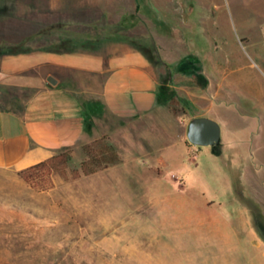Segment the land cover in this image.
Wrapping results in <instances>:
<instances>
[{
    "label": "rangeland",
    "instance_id": "374dc122",
    "mask_svg": "<svg viewBox=\"0 0 264 264\" xmlns=\"http://www.w3.org/2000/svg\"><path fill=\"white\" fill-rule=\"evenodd\" d=\"M61 38L92 43L84 55L144 53L164 101L125 126L114 116L94 120L67 168L49 177L51 189L0 169V264H259L264 0H0V48L30 54ZM172 52L185 54L181 69ZM216 93L231 165L187 138L191 120L207 112L202 98ZM101 141L120 161L75 177L83 146ZM239 231L244 240L233 237ZM235 254L241 262L230 261Z\"/></svg>",
    "mask_w": 264,
    "mask_h": 264
},
{
    "label": "crops",
    "instance_id": "0c3cea01",
    "mask_svg": "<svg viewBox=\"0 0 264 264\" xmlns=\"http://www.w3.org/2000/svg\"><path fill=\"white\" fill-rule=\"evenodd\" d=\"M172 53L170 62H179L177 68L181 69L185 54L178 57ZM50 76L58 81L57 85L48 82ZM156 84L161 83L153 63L135 49L109 58L47 51L0 56V169L21 172L63 149L76 147L90 136L84 101H102L122 126L151 115L161 104L154 90ZM163 84L172 89L170 78ZM202 84L198 82V86ZM202 99L209 101L207 112L197 118L210 116L225 125L221 127V154L215 155L211 147V155L231 165L233 145L228 115L215 104L217 93L210 100ZM130 128L129 132L136 131ZM141 128L146 130L148 126ZM231 189L230 185V192ZM252 233L259 251L258 262L264 264V236ZM233 237L244 240L246 233L234 232ZM235 255L230 256V261L241 262Z\"/></svg>",
    "mask_w": 264,
    "mask_h": 264
},
{
    "label": "trees",
    "instance_id": "16d2710c",
    "mask_svg": "<svg viewBox=\"0 0 264 264\" xmlns=\"http://www.w3.org/2000/svg\"><path fill=\"white\" fill-rule=\"evenodd\" d=\"M61 39L55 41V43L52 44L51 48H44L40 51L67 54L78 53L79 51L92 48V43L90 42L78 39ZM8 53L18 55L22 52L0 48V56L6 55ZM172 99L173 97L171 98V100ZM162 101L164 100H160V102ZM83 105L84 115L86 120H88V131L90 129V134H92V130L94 128V120H103L106 115L112 116L107 107L100 100L84 101ZM221 147V142L213 146V153L215 155H220ZM72 149L73 148L63 149L53 157L19 172V175L33 187H38L41 190L51 189L52 185L50 184L49 177L53 172H62L67 168L69 162L71 161ZM83 149L86 153V158L80 165V171L75 170V177H79V175L81 174L85 176L92 175L102 169L108 168L111 165H115L120 161L116 147L108 141H101V143L98 142L97 147L84 145ZM42 180L47 183L46 186H41Z\"/></svg>",
    "mask_w": 264,
    "mask_h": 264
},
{
    "label": "water",
    "instance_id": "95a60500",
    "mask_svg": "<svg viewBox=\"0 0 264 264\" xmlns=\"http://www.w3.org/2000/svg\"><path fill=\"white\" fill-rule=\"evenodd\" d=\"M48 82L57 85L58 81L50 76ZM221 126L208 117H199L191 120L188 126V141L197 147H213L221 142Z\"/></svg>",
    "mask_w": 264,
    "mask_h": 264
}]
</instances>
